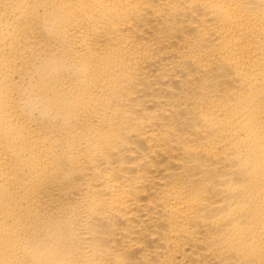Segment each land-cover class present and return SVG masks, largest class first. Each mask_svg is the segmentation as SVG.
Segmentation results:
<instances>
[{"label":"bare ground","instance_id":"1","mask_svg":"<svg viewBox=\"0 0 264 264\" xmlns=\"http://www.w3.org/2000/svg\"><path fill=\"white\" fill-rule=\"evenodd\" d=\"M0 264H264V0H0Z\"/></svg>","mask_w":264,"mask_h":264}]
</instances>
